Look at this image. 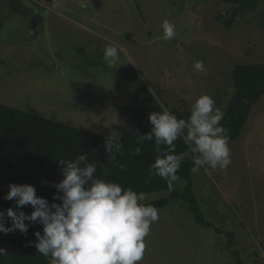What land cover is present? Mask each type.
Masks as SVG:
<instances>
[{
  "label": "rangeland",
  "instance_id": "1",
  "mask_svg": "<svg viewBox=\"0 0 264 264\" xmlns=\"http://www.w3.org/2000/svg\"><path fill=\"white\" fill-rule=\"evenodd\" d=\"M232 8L221 0H0V101L120 139L140 77L170 111L189 112L209 95L224 116L235 66L264 65V0L228 28ZM165 19L175 25L171 40L161 38ZM109 42L122 49L114 67L102 59ZM197 60L206 75L194 71ZM229 147L227 169H201L193 180L206 220L234 233L237 253L171 201L140 264H264V95ZM171 191L145 194V203Z\"/></svg>",
  "mask_w": 264,
  "mask_h": 264
},
{
  "label": "clouds",
  "instance_id": "2",
  "mask_svg": "<svg viewBox=\"0 0 264 264\" xmlns=\"http://www.w3.org/2000/svg\"><path fill=\"white\" fill-rule=\"evenodd\" d=\"M161 29L163 40H171L176 35L175 25L167 19L161 23ZM121 51L114 42L106 44L104 63L116 66ZM193 69L207 74L202 60L195 61ZM189 113L187 119H178L161 106V111L149 113L150 131L144 134L139 129L133 131L138 145L131 150L133 156L141 154L139 145L153 141L155 145V159L145 184L159 177L172 190L181 182L177 173L186 159L192 161L190 171L193 174H199L201 169L205 173L209 169L225 170L231 164L230 138L221 124L223 113L215 107L213 98L198 96ZM119 137L114 131L104 141L111 169L99 160L89 162L86 154L70 160L60 159L58 164L63 179L51 185L41 182L56 190L51 203L39 197L34 186L9 184L3 198L14 201V207L0 211V233L7 235L18 230L27 234L30 225H40L42 230L34 233L35 241L31 246L48 259L49 264H140L151 225L159 220V209L145 203L143 192L107 179L112 169L123 171L126 167L117 159L123 149ZM181 138L187 151L177 154L175 142ZM98 168L100 175H97ZM26 206L33 209L30 214L22 210ZM5 218L11 222L8 227ZM6 255V249L0 248V256Z\"/></svg>",
  "mask_w": 264,
  "mask_h": 264
},
{
  "label": "trees",
  "instance_id": "3",
  "mask_svg": "<svg viewBox=\"0 0 264 264\" xmlns=\"http://www.w3.org/2000/svg\"><path fill=\"white\" fill-rule=\"evenodd\" d=\"M221 1L233 5L226 20L228 28L232 27L239 16L256 11L259 5V0ZM136 6L142 14L138 2ZM233 78L235 93L230 99L221 124L227 129L229 140L236 141L241 138L255 104L264 95V65L238 64L233 70ZM136 81L137 90L122 137L119 139L123 149L117 159L126 167L123 171L118 168L112 169L107 179L118 182L124 187H132L135 191L144 194L170 191L166 182L159 177L153 178L148 184L144 183L156 155L154 141L139 145L142 149L140 155L131 154V150L138 146L133 131L139 129L141 134L150 131L149 113L161 111L162 106L142 78L136 77ZM171 112L178 119H187L190 115L189 112L178 109ZM107 138L108 136L93 131L0 104V211L14 207V201H5L3 198L7 194L9 184L34 186L39 197L46 198L50 203L53 202L55 188L41 182L47 181L51 185L63 179L61 166L58 164L60 159L70 160L80 154H86L89 162L99 160L104 167L111 169L103 146ZM175 144L177 154L187 151V145L182 138ZM191 167L192 161L186 159L181 163L177 173L181 177V182L185 183L183 189H172L168 198L158 199L149 204L162 209L171 201L183 202L197 224L205 228H213L218 235H224L227 238L226 251L236 254L233 249L234 233L223 231L206 220L195 195ZM100 174L101 169L98 168L97 175ZM22 210L30 214L33 209L26 206ZM10 223V220L5 218V226H10ZM41 230L40 225L34 224L29 226L27 234H22L18 230L7 235L0 233V248L6 249L7 252L6 256H0V264H49V260L31 246L35 241L34 233Z\"/></svg>",
  "mask_w": 264,
  "mask_h": 264
},
{
  "label": "crops",
  "instance_id": "4",
  "mask_svg": "<svg viewBox=\"0 0 264 264\" xmlns=\"http://www.w3.org/2000/svg\"><path fill=\"white\" fill-rule=\"evenodd\" d=\"M0 104H3V105H7L6 103H4L3 101H0ZM7 106H9V105H7ZM24 111H27V110H24ZM28 112H31V111H28ZM31 113H33V112H31ZM34 114H36L35 112H34ZM38 115V114H37ZM41 116V115H40ZM45 117V116H44ZM70 125V124H69ZM73 126V125H72Z\"/></svg>",
  "mask_w": 264,
  "mask_h": 264
}]
</instances>
